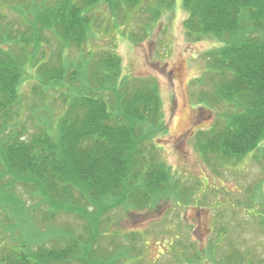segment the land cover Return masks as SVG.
<instances>
[{
  "label": "trees",
  "instance_id": "1",
  "mask_svg": "<svg viewBox=\"0 0 264 264\" xmlns=\"http://www.w3.org/2000/svg\"><path fill=\"white\" fill-rule=\"evenodd\" d=\"M143 1L58 0L43 8L21 0L22 6L17 8L22 15L34 11L27 30L18 34L0 26V41L6 46L0 47V118L4 122L0 205L8 200L6 191L19 186L40 196L48 207V220L72 212L92 227L87 239L71 232L59 234L57 239L52 236L36 248L4 247L0 264H92L89 256L96 251L103 215L118 208L143 210L150 202L156 204L161 195L174 196L178 204L184 200L186 190L174 184L168 166L153 155L152 140L165 128L159 83L154 78H126L120 88L111 85L122 68L120 57L113 53L99 58L96 87L85 86L71 94L54 136L40 132L26 139L7 131V123L17 114L27 67L36 60V54L26 59L24 46L11 48L16 40L26 47L35 44L38 51L48 41L43 34L51 32L62 48L81 44L92 32L94 8L107 6L118 28ZM174 3L157 0L153 21L172 10ZM182 7L187 11L184 28L188 39L221 43L206 54V70L197 83L211 86L212 93H204L201 102L208 104L213 97L230 106L223 121L198 133L197 145L205 155L243 157L264 139V0H182ZM142 35V39L148 36L147 30ZM129 39L140 41L134 33ZM44 68L49 71L40 66L38 81L46 86L58 83L65 74L62 63L52 70ZM192 195L188 193L190 202Z\"/></svg>",
  "mask_w": 264,
  "mask_h": 264
},
{
  "label": "rangeland",
  "instance_id": "2",
  "mask_svg": "<svg viewBox=\"0 0 264 264\" xmlns=\"http://www.w3.org/2000/svg\"><path fill=\"white\" fill-rule=\"evenodd\" d=\"M20 1L0 0V26L18 34L27 30L34 15L33 10L22 15L17 8ZM57 1L30 0L32 7L43 8ZM156 6L157 0H144L118 28L108 7L97 6L92 32L81 44L62 48L51 32L43 34L48 41L38 51L35 44L26 47L16 40L11 48L24 46L26 59L36 54V60L27 67L17 114L7 123V131L26 139L40 132L54 136L71 94L97 86L94 72L99 58L118 55L122 68L111 85L120 88L126 78H154L159 83L165 128L152 140L153 155L168 166L174 184L186 193L180 204L167 194L143 210L118 208L103 215L96 251L89 260L92 264H264V139L243 157L202 152L198 133L223 121L230 108L213 97L208 104L201 102L204 93L211 95L212 87L197 83L206 70L207 52L221 43L187 38L182 0H175L172 10L153 21ZM145 30L148 36L142 39ZM133 33L140 41L129 39ZM0 47L6 46L0 41ZM59 61L65 72L60 83L40 84L38 68L47 72L44 66L52 70ZM3 126L0 118V132ZM6 193L8 200L0 205V249L27 250L59 234L72 232L87 239L92 233V227L72 212L48 220L47 205L29 189L18 186ZM188 193L193 194L191 202Z\"/></svg>",
  "mask_w": 264,
  "mask_h": 264
}]
</instances>
